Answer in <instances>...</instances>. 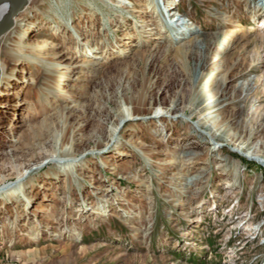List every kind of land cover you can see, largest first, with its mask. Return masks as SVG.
Here are the masks:
<instances>
[{"label":"rangeland","instance_id":"1","mask_svg":"<svg viewBox=\"0 0 264 264\" xmlns=\"http://www.w3.org/2000/svg\"><path fill=\"white\" fill-rule=\"evenodd\" d=\"M130 1L142 22L84 24L88 53L119 40L99 65L34 32L28 44L60 45L43 63L55 53L66 80L22 65L0 93V187L32 180L21 205L0 203V264H264V1L178 0L172 13L201 28L186 39L142 33L158 18ZM140 99L150 114L119 122Z\"/></svg>","mask_w":264,"mask_h":264},{"label":"bare ground","instance_id":"2","mask_svg":"<svg viewBox=\"0 0 264 264\" xmlns=\"http://www.w3.org/2000/svg\"><path fill=\"white\" fill-rule=\"evenodd\" d=\"M91 1H96L99 3V6L96 7L97 9L93 7L94 5L92 6V4L90 3ZM142 1H145V3H141L140 6H143L144 9H141L140 12L144 13L148 11H153V13L158 18L155 23H152V20L149 19L141 23L140 28H142V33H152L154 35H158L167 32V30L171 29V31L175 32L173 34H176L177 32V35H182V37H179V39L190 38L193 34L201 33V28H197V26H194V22H192L189 27H186L187 25H189V21L187 22L185 19H183V16L181 14L172 13L173 9L171 8L177 3L178 0H169L167 5L165 6H159V0ZM19 3L20 0H0V23L9 13H11L18 6ZM134 5L135 3H131L130 0H29L28 4L20 12L19 16L15 18L14 27L12 28V30L5 34L0 40V55L2 53L5 54L6 59L12 64L11 70L7 71L6 63L0 57V93L2 92L3 88H5L6 90H10V88L13 87L12 82L15 80V78L17 79V74L18 72H20L19 69L22 65L29 64L33 67H36L37 69L38 67H43L45 70L52 73L48 76L50 77V83H52L53 85L59 84L60 82L66 80L70 70V66L66 64L64 65V67L60 68V66L62 65L61 63H59V61H57L59 56H57L55 53H53L51 57H49V62L43 63L44 58L42 56V53L46 49H55L58 48L60 45H57L56 42L50 41L48 38L39 42L37 41V43L35 44H28L34 32L38 33L42 31L44 33V36H47L51 39H57L59 38V36H61L65 43H69V41H72L73 48L75 45L79 56L87 54L89 60H87L86 66L90 68L92 66L99 65L100 61L98 60H102V57L104 55L111 51H114V48L119 46V40L116 39V41H110L105 36V38H103L101 42L104 45L101 48L96 47L93 51L91 50V52L88 53L86 45H89L91 41L89 40V38H86V29H88L89 26H84L86 22H90L88 20V16H91L93 20L94 17H97V15H99L97 14V12L100 11L103 17L107 15H113L115 18H118L120 20V23H123V25L128 26L126 21H131L132 24V20H134V18L136 19L135 23H139V21L142 22V19H138V15L135 14L138 12H136V10H130V8L135 7ZM259 6L263 9L264 2L261 1L258 4V7ZM92 7L94 9H92ZM166 13H168V15ZM170 15L172 16V20L170 22H166L165 18L168 16L171 17ZM259 15H264V11H256L253 15V18L258 17ZM178 16H180V18L175 19V17ZM151 25H153V28L149 27ZM134 27L136 28V26L131 25L130 28L133 29ZM124 37L126 36L123 35V38ZM7 38L10 39L7 43L6 50L2 51L1 43L4 39ZM126 44L130 47L136 46V44L131 41H128ZM127 51L129 50H123L121 54L126 53ZM62 69H65V72H60ZM48 87L50 88L49 84ZM49 90L50 89H42L39 91L37 90V100L41 101L43 99V96L45 94H48ZM219 102L220 101L218 100H213L211 105L207 107V109L218 105ZM145 103V99L138 100L136 102L134 112L127 117L123 116L119 122L138 120L141 117L149 115L150 113L148 114V111L145 110ZM189 117L190 119H193V115ZM118 127L119 123L117 125V129ZM66 133L67 134L64 138L63 146L68 143V139L70 138L71 134L70 130ZM115 134L116 130L112 131L110 136L113 137ZM36 136L38 137V135ZM224 138L225 135L221 134L216 139V141L219 142ZM100 145L102 146V144H99L98 146ZM98 146L97 150L99 149ZM108 146V143L104 145V147ZM34 151V147L30 149V152ZM183 154L184 157H187L191 154V152L183 151ZM76 158L77 155L73 154L66 156V159H71L70 161ZM68 160H66V162ZM67 165H64L63 172H66V169H68L69 165ZM192 169L189 168L188 171L186 170L184 172L188 174L190 171H192ZM61 172L62 170L59 171V173ZM27 173L28 172L22 173L17 182L5 185L4 187H0V203H2L3 206H5L9 200L15 201V204L17 205L22 204V198L20 196L19 189H26L28 184L30 185V183L32 182V180L24 182V178ZM42 189H45V187L42 186ZM151 199H153V197H151ZM103 211V208L99 207L94 213L101 216ZM31 233H33L32 229L29 235Z\"/></svg>","mask_w":264,"mask_h":264},{"label":"water","instance_id":"3","mask_svg":"<svg viewBox=\"0 0 264 264\" xmlns=\"http://www.w3.org/2000/svg\"><path fill=\"white\" fill-rule=\"evenodd\" d=\"M28 1L29 0H20L18 6L11 13H9L0 23V40L5 34L12 30V28L14 27L15 18L19 16L20 12L28 4Z\"/></svg>","mask_w":264,"mask_h":264},{"label":"built area","instance_id":"4","mask_svg":"<svg viewBox=\"0 0 264 264\" xmlns=\"http://www.w3.org/2000/svg\"><path fill=\"white\" fill-rule=\"evenodd\" d=\"M168 15V13H166ZM167 18V17H166Z\"/></svg>","mask_w":264,"mask_h":264}]
</instances>
